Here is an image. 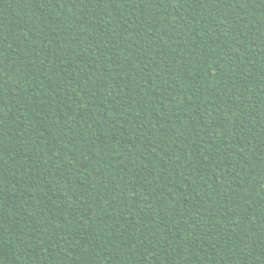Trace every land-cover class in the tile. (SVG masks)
Here are the masks:
<instances>
[{
	"label": "trees",
	"instance_id": "obj_1",
	"mask_svg": "<svg viewBox=\"0 0 264 264\" xmlns=\"http://www.w3.org/2000/svg\"><path fill=\"white\" fill-rule=\"evenodd\" d=\"M0 264H264V0H0Z\"/></svg>",
	"mask_w": 264,
	"mask_h": 264
}]
</instances>
